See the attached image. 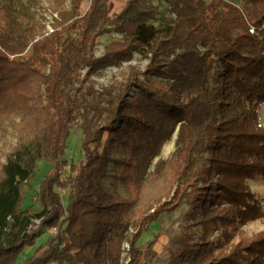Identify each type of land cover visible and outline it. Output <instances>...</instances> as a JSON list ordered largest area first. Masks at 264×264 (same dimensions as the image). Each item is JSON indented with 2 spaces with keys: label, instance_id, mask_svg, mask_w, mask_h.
I'll use <instances>...</instances> for the list:
<instances>
[{
  "label": "trees",
  "instance_id": "16d2710c",
  "mask_svg": "<svg viewBox=\"0 0 264 264\" xmlns=\"http://www.w3.org/2000/svg\"><path fill=\"white\" fill-rule=\"evenodd\" d=\"M54 1L56 20L43 38L31 40L27 29L16 38L0 30V264H15L47 229L56 235L23 264H120L128 204L105 190L113 154L123 148L129 157L153 156L178 125L179 199L188 211L170 236L165 264H264V232L238 229L264 221L247 184L264 180V0H242L249 17L224 0H155L170 18L157 17L146 0H128L113 16L110 0H89L83 12L84 0H72V9ZM112 32L121 40L95 56L97 39ZM133 53L150 55L144 69L129 64L118 86L94 88V73L129 63ZM77 115L84 159L70 166L63 205L55 189ZM44 160L51 167L38 185L41 209L30 212L22 207L26 187ZM119 164L132 163L124 157ZM172 208L165 203L144 222ZM139 234L127 264L148 263L152 243L137 246Z\"/></svg>",
  "mask_w": 264,
  "mask_h": 264
},
{
  "label": "rangeland",
  "instance_id": "374dc122",
  "mask_svg": "<svg viewBox=\"0 0 264 264\" xmlns=\"http://www.w3.org/2000/svg\"><path fill=\"white\" fill-rule=\"evenodd\" d=\"M127 1L110 0L108 4L109 14L113 16L119 13ZM146 1L156 8L157 17L160 15L167 18L172 17L165 4H157L155 0ZM206 1L209 2L211 0ZM224 1L235 5L249 17V10L242 0ZM62 6L66 9H72V0H64ZM88 6L89 0H84L80 5V11H85ZM55 7L56 3L54 0H0V30L16 38L17 34L27 29L31 33V40L41 39L53 30V24L56 20ZM153 25L156 30L167 32L165 24L155 22ZM119 40H121V36L113 32L99 37L94 49L95 56H102L108 43ZM149 56L148 53L146 55L133 53L132 60L129 63H123L120 67L110 66L97 71L91 77L94 88L100 89L111 85L118 86L123 81L129 64L144 69L149 62ZM259 119L264 127V103L260 106ZM82 121V117L77 115V120L70 129V136L65 150L67 165L61 176L62 182L55 189L63 205L67 204L68 196L71 192L67 180L70 166H78L84 159L81 148L83 136L80 130ZM6 141L10 146H14L17 143L16 135L10 130H8ZM182 148L181 129L180 125H178L171 137L161 143L157 153L153 156L137 154L129 157L124 153L123 148L113 154L114 161L109 164L108 171L110 175L105 180V190L107 192L115 190L128 204L126 219L129 225L120 242V264L128 263L130 242L137 232L140 233L136 241L137 246L142 249H148V245L152 243L146 258L147 264H165L167 259L166 248L170 236L180 230L182 218L188 211V205L185 200L179 199L184 185L179 180V174L176 172ZM124 157L125 160L131 159L132 164L120 165L119 161L124 160ZM50 167L51 164L48 161L44 160L39 163L34 180L26 187V199L22 206L24 209L30 212H37L41 209L38 198V185ZM247 184L257 195L261 208L264 210V180L258 177L254 180H248ZM165 203H168L169 207L173 208L169 212L162 214L158 220L146 224L144 218ZM175 204L177 205L176 207L174 206ZM238 229L244 230L247 235L264 232V221L256 220L244 225L239 224ZM56 233V229H47L43 235L36 239L33 246L34 249L44 244L49 237L55 236ZM217 237L218 235L215 234L213 239L216 241ZM109 244L111 247L116 248L117 238L111 236ZM29 248L31 249L32 247ZM24 251L21 255L25 253ZM27 255L22 257L27 259L30 257V255Z\"/></svg>",
  "mask_w": 264,
  "mask_h": 264
},
{
  "label": "crops",
  "instance_id": "0c3cea01",
  "mask_svg": "<svg viewBox=\"0 0 264 264\" xmlns=\"http://www.w3.org/2000/svg\"><path fill=\"white\" fill-rule=\"evenodd\" d=\"M35 248H36V247H35ZM26 250H31V251H29V253H28V254L31 256V254L33 253V251H34L35 249H34V247H32L31 249L26 248L24 252H26ZM23 254H24V253H23ZM23 254H22V255L20 254V256L17 258L15 264H23V262L26 260V257H24V258L22 257ZM29 255H27V256H29Z\"/></svg>",
  "mask_w": 264,
  "mask_h": 264
},
{
  "label": "bare ground",
  "instance_id": "6f19581e",
  "mask_svg": "<svg viewBox=\"0 0 264 264\" xmlns=\"http://www.w3.org/2000/svg\"><path fill=\"white\" fill-rule=\"evenodd\" d=\"M29 251H31V250H26V252L23 254V256L27 255L29 253Z\"/></svg>",
  "mask_w": 264,
  "mask_h": 264
},
{
  "label": "built area",
  "instance_id": "2783aa9c",
  "mask_svg": "<svg viewBox=\"0 0 264 264\" xmlns=\"http://www.w3.org/2000/svg\"><path fill=\"white\" fill-rule=\"evenodd\" d=\"M251 31V30H250ZM252 32V31H251ZM37 196V195H36ZM36 196H35V198H36Z\"/></svg>",
  "mask_w": 264,
  "mask_h": 264
}]
</instances>
